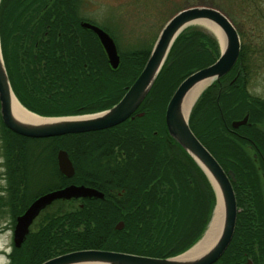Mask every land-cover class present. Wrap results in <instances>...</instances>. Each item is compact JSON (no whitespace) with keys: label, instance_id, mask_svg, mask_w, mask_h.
Masks as SVG:
<instances>
[{"label":"trees","instance_id":"obj_1","mask_svg":"<svg viewBox=\"0 0 264 264\" xmlns=\"http://www.w3.org/2000/svg\"><path fill=\"white\" fill-rule=\"evenodd\" d=\"M79 2L55 0L52 8L49 2L38 13L44 0H0V49L10 87L19 104L35 115L67 117L110 109L138 77L151 51H121L114 36L101 28L113 38L120 57V66L112 71L94 35L80 27L82 21L91 22L80 15ZM35 44L57 48L48 54L33 48ZM218 56L213 36L196 26L185 28L135 113L143 116L134 114L103 131L31 139L12 133L0 119V160L7 184L0 211L8 208L12 226L36 198L68 185L90 187L104 196L51 204L35 219L21 247L12 248L8 264H41L86 250L164 259L191 248L206 230L215 195L202 171L168 137L164 112L178 85ZM262 62L264 52L241 45L235 66L201 93L188 118L194 136L235 178L239 211L220 257L228 261L233 253L239 259L244 252L263 260L264 192L259 181L264 148L256 144L262 158L258 170L226 129L246 113L250 126L239 131L249 129L264 142L257 127L264 119V98L250 95L246 87L248 78L264 72ZM59 150L74 168L69 179L58 172ZM119 222L123 228L116 231Z\"/></svg>","mask_w":264,"mask_h":264},{"label":"water","instance_id":"obj_2","mask_svg":"<svg viewBox=\"0 0 264 264\" xmlns=\"http://www.w3.org/2000/svg\"><path fill=\"white\" fill-rule=\"evenodd\" d=\"M198 20H207L216 24L225 36V44L221 48L218 43L219 56L213 64L192 73L178 85L166 105L164 125L168 137L202 171L214 192L215 206L204 234L187 251L171 258L156 259L124 253L86 250L60 255L41 264H214L222 256L232 239L238 213L232 188V183L235 182V178L231 172L223 171L213 156L191 132L188 125L190 113L186 118L183 117L181 114V103L186 93L196 83L203 80H210L208 86L212 85L232 70L239 57L240 41L233 25L218 9L206 6H194L180 10L164 25L149 53L142 71L117 104L108 110L95 114L67 117H41L36 115L44 120H56L37 125H26L13 118L11 112V97L15 99L16 97L11 90L0 49V119L6 129L14 134L31 139H45L64 135L98 132L113 128L127 119L132 118L153 86L175 39L185 28L193 25ZM80 27L94 35L108 67L112 71H116L120 66V57L112 37L101 28L89 22H80ZM135 116L142 117L143 113H137ZM246 123L247 117H244L239 121L231 122L230 125L236 129ZM56 164L58 172L62 177L66 179L73 177L74 168L65 151L59 150L57 152ZM213 182L217 189L214 187ZM217 191L221 196L223 204V226L216 243L205 254L193 261L185 263L176 261L178 257L192 249L208 230L217 205ZM103 197L101 192L82 185H68L39 196L30 203L21 215L16 217L12 231L13 247H21L35 219L54 202L80 199L102 200ZM122 228V222L117 223L114 227L116 231H120Z\"/></svg>","mask_w":264,"mask_h":264},{"label":"rangeland","instance_id":"obj_3","mask_svg":"<svg viewBox=\"0 0 264 264\" xmlns=\"http://www.w3.org/2000/svg\"><path fill=\"white\" fill-rule=\"evenodd\" d=\"M194 6L217 8L234 23L240 45L264 52V0H80L78 4L80 15L107 29L121 51L151 49L168 20L179 10ZM191 26L213 36L197 24ZM246 87L250 95L264 98V72L248 78ZM260 128L264 130V123ZM3 173L0 160V195L5 196L7 184ZM3 209L0 211V264H8L13 248V226L8 208Z\"/></svg>","mask_w":264,"mask_h":264},{"label":"bare ground","instance_id":"obj_4","mask_svg":"<svg viewBox=\"0 0 264 264\" xmlns=\"http://www.w3.org/2000/svg\"><path fill=\"white\" fill-rule=\"evenodd\" d=\"M194 24H197L204 29H206L209 33H211L215 38L219 45L224 47L225 44V36L222 30L214 23L207 20H198L195 21ZM210 80H203L196 83L185 95L181 103V114L183 117H187L190 113L197 97L201 93V91L208 86ZM11 112L13 118L23 124L26 125H37L46 122H53L56 120H44L36 115L25 110L14 97H11ZM211 179V178H210ZM212 181V180H211ZM214 187L217 189L215 183L213 182ZM218 200L217 205L215 207L211 223L209 225L208 230L206 231L203 238L188 252L184 255L178 257L176 261L179 262H190L205 254L209 249H211L216 243L223 226V204L221 200V196L217 191Z\"/></svg>","mask_w":264,"mask_h":264},{"label":"flooded vegetation","instance_id":"obj_5","mask_svg":"<svg viewBox=\"0 0 264 264\" xmlns=\"http://www.w3.org/2000/svg\"><path fill=\"white\" fill-rule=\"evenodd\" d=\"M49 2L52 3L50 5V8H52V6L54 5L55 0H44V4L43 5H39L38 4V7H37L36 11L38 13H41V11L43 9H46L49 6L48 5ZM21 47L23 49H26V48H31L32 46L31 45H22ZM78 47L79 48L86 47L85 50H87L89 48V45H79ZM33 48H35V49L36 48H40L43 51L49 50V53L48 54H51L50 51L51 52L56 51L57 45L50 44V45H45V46L44 45H41L40 46V45L35 44V45H33ZM28 54L29 53H27V55ZM40 54H42V52ZM46 55H47V53H46ZM22 56L26 58V56L24 54ZM244 117H247V123L245 125H243V126L249 127L250 124L248 122V115H246V113H245V116ZM243 118H241V119H243ZM241 119L234 120V121H239ZM263 123H264V119H261L260 122L257 124V127L261 131L263 129H261L260 126ZM230 124L228 125V127H226L227 133H228V136H229L230 140L234 144L235 143L238 144L240 146V148L242 149V151L245 153V157L248 158L250 156L251 159H252V161L254 162V165L256 166V168L258 170H261V164H260V162L262 161V158L260 156L259 150L256 149V147H257V145H259L260 147L264 148V142H262L260 140V138H258L251 130L245 129L241 133L239 131V128L242 127V126H239L238 128L234 129V128L231 127ZM263 132H264V130H263ZM259 182H260L262 191L264 192V172L263 171L260 172V181ZM242 190H245V189H242ZM242 207L245 210V203L242 204ZM235 256H236V254L233 253L232 257L234 259L232 258V260H230V261L223 260V259H220L219 258L214 264H264V253H263V260H262L261 263L256 258L253 259V258H250V257L245 256V252L241 255V258H239V259H235Z\"/></svg>","mask_w":264,"mask_h":264}]
</instances>
